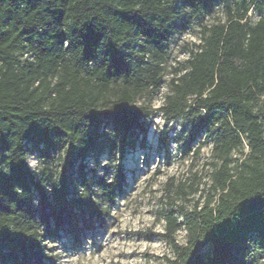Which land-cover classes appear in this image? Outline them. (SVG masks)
<instances>
[{"label": "trees", "instance_id": "16d2710c", "mask_svg": "<svg viewBox=\"0 0 264 264\" xmlns=\"http://www.w3.org/2000/svg\"><path fill=\"white\" fill-rule=\"evenodd\" d=\"M215 1L226 21L204 29L160 109L192 121L191 140L204 133L213 158L204 203L163 213L175 255L165 262L264 264V0H0V264H44L47 236L79 245L80 216L85 228L104 222L123 177L97 190L87 178L99 127L112 126L115 152L149 117L138 102L161 89L175 23ZM56 149L81 163L72 198L76 178L70 163L56 174Z\"/></svg>", "mask_w": 264, "mask_h": 264}, {"label": "rangeland", "instance_id": "374dc122", "mask_svg": "<svg viewBox=\"0 0 264 264\" xmlns=\"http://www.w3.org/2000/svg\"><path fill=\"white\" fill-rule=\"evenodd\" d=\"M251 17L255 22L259 15L253 13ZM225 21V7L215 1L209 12L196 15L187 10L175 23L165 48L161 89L152 98L145 96L138 102L147 107L149 117L141 120L124 140L119 139L115 152L110 149L115 132L104 122L99 127L100 150L86 160L85 173L93 190L98 189L101 179L114 183L120 174L123 177L114 202L105 205L109 208L108 216L102 223H89L91 228L84 227L80 216L79 245L68 232L47 236L48 258L44 264H166V259L175 258L161 237L165 232L163 213L192 210L195 203H204L212 171V145L202 146L204 133L191 140L196 131L192 121L169 120L160 109L170 94L175 70L186 71L190 52L201 45L204 29ZM258 109L264 122V97ZM52 155L56 174L71 164L76 178L68 182V196L72 198L81 191V163L58 149ZM242 157L240 152L233 155L235 160ZM28 164L33 170L40 167L36 152ZM177 242L185 244L184 231L178 233Z\"/></svg>", "mask_w": 264, "mask_h": 264}]
</instances>
